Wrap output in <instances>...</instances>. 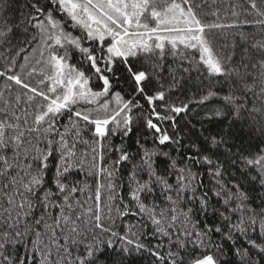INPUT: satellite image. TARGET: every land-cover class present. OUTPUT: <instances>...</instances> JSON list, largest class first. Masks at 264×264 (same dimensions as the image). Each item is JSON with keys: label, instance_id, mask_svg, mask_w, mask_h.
Listing matches in <instances>:
<instances>
[{"label": "snow or ice", "instance_id": "obj_1", "mask_svg": "<svg viewBox=\"0 0 264 264\" xmlns=\"http://www.w3.org/2000/svg\"><path fill=\"white\" fill-rule=\"evenodd\" d=\"M13 2L0 264H264V0H26L19 20Z\"/></svg>", "mask_w": 264, "mask_h": 264}, {"label": "trees", "instance_id": "obj_2", "mask_svg": "<svg viewBox=\"0 0 264 264\" xmlns=\"http://www.w3.org/2000/svg\"><path fill=\"white\" fill-rule=\"evenodd\" d=\"M26 0H14L13 4H12V8H13V15H15V17L17 18V20H19L21 18V15L23 12H26L27 9L24 8V4H25ZM249 19H252L253 17L250 15L248 17ZM236 31H244L245 33H248V34H251V35H256L259 30L256 29V28H252V27H249V26H244L242 29H237ZM237 43H238V47H237V61L239 60V52L241 51V48L239 47L240 45V41H239V37H237ZM249 43H251V40L249 41ZM231 43H229V47L226 51H231ZM167 63L168 64H172L173 63V60H172V57L169 56L167 58ZM177 63H179V61H177ZM185 67H187V65L185 64ZM192 76H193V80H194V83H193V87L191 90H188L185 92V95L186 96H191L193 95V92H198L199 90L195 87V84L198 83V80H196V76H197V73L195 71H193L192 73ZM155 83V82H153ZM205 84H207V81H205ZM125 91L127 92V88H125ZM183 99V97H182ZM183 115V114H182ZM188 115H191V116H194L195 114L194 113H189ZM178 121H179V124L180 126H184L185 124H187L188 127H192L193 124L192 122H189L188 120V116H184L183 119H180L179 117L177 118ZM196 126L199 127V121L197 120L196 121ZM217 127H219V125H217ZM170 130V129H169ZM215 130V129H214ZM185 131H187V129H185ZM245 131L247 132V129H245ZM140 139V140H143L144 137L140 134L139 130L137 128H134V131H133V134L130 136V139H126L124 141L125 143V146H129L130 145V148L129 150L135 154V151H136V141ZM113 142L116 143V144H120L121 143V137L120 136H116V137H113ZM148 146H151V136L149 135L148 136ZM82 147V151H83V148L84 146H81ZM108 155H111V154H108ZM91 161V157L89 156V162ZM106 163H110V161L107 159V156H106V160H105ZM202 176H204V181L205 183H207V176L204 175L203 173H201ZM94 180H95V177L94 176H89L88 175V164L85 165V170L79 175V181L81 182V184L83 183H87L91 186V188L93 189L94 191ZM175 181H173L174 183ZM174 195V194H173ZM154 197H156L155 199V203L157 204H162L164 203V198L163 196L160 195V189L157 188L155 193H154ZM153 201L150 200L149 203H152ZM201 220H203V217H201ZM117 223H120L119 221ZM124 223H136V220L134 219H131V218H128L124 221ZM130 264H148L147 260L143 257H133L130 259Z\"/></svg>", "mask_w": 264, "mask_h": 264}]
</instances>
